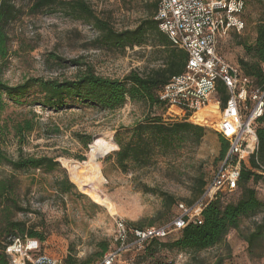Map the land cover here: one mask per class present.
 Listing matches in <instances>:
<instances>
[{
	"label": "rangeland",
	"instance_id": "374dc122",
	"mask_svg": "<svg viewBox=\"0 0 264 264\" xmlns=\"http://www.w3.org/2000/svg\"><path fill=\"white\" fill-rule=\"evenodd\" d=\"M87 1L97 16L121 30L134 28L148 15L152 0ZM12 2L20 11L7 26V51L0 57V80L9 86L30 77L61 80L77 74L78 69L59 65L50 54L63 60L79 58L97 74L118 79L131 71L145 74L162 63L164 54L152 43L123 51L94 47L97 32L89 23L68 17L57 8L31 14L27 0ZM241 17L244 29L230 31L218 47L222 58L236 65L239 59L251 60L242 44L253 43L255 26L264 18V0H246ZM205 109L193 116L202 123L196 125L204 128L199 138L193 131L181 134L167 148L156 145L146 160L128 159L123 170L115 151L118 144L135 142L131 135L135 123L149 113L160 115L167 123L181 121L178 110L166 113L161 107L150 109L145 102L132 100L114 110L69 101L67 106L55 108L44 102L36 87L22 96L2 93L0 148L13 159L19 154L54 157L60 168L52 172L16 171L0 162V180H10L8 195L0 200V242L13 234L10 223L20 222L24 232L35 230L43 236L40 252L61 264L67 257L75 264L86 259L94 264L103 244L108 245V251L120 247L121 228L168 223L180 213L179 203L189 206L198 199L201 182L206 184L220 165L219 136L207 125L208 118H217V105ZM25 121L33 126L32 131L16 136V126ZM84 136L91 139L87 146L81 141ZM97 140L107 141L113 148L98 158L99 173L94 176L79 164L89 158L90 146ZM64 172L75 189L62 194L54 186ZM247 186L264 200V174ZM240 195L239 187L226 195L225 201L233 202ZM263 217L264 209L242 218L237 230H230L220 243L200 251L158 247L153 253L146 252V245L134 244L129 236L113 264H214L219 260L222 264H264V238L251 247L246 242ZM179 235L171 233L162 242H171Z\"/></svg>",
	"mask_w": 264,
	"mask_h": 264
},
{
	"label": "trees",
	"instance_id": "16d2710c",
	"mask_svg": "<svg viewBox=\"0 0 264 264\" xmlns=\"http://www.w3.org/2000/svg\"><path fill=\"white\" fill-rule=\"evenodd\" d=\"M27 1L28 11L31 14L57 8L68 17L89 23L97 32V36L92 42L94 47L99 46L105 49L123 51L126 48H133L134 46L142 47L152 43L154 47H159L162 50L164 57L160 65L149 69L145 74L131 71L121 79H118L97 74L90 64L82 63L79 58L63 60L60 56L50 54V57L58 62L59 65L67 64L78 69L77 74L73 78L61 80L57 78L43 79L30 77L15 86H9L0 80V101L2 93L8 97L22 96L31 88L36 87L44 95V102L55 108L67 106L69 101L101 110H114L123 106L127 100H132L143 101L150 109L161 107L164 111L167 110V105L159 99V91L172 76L184 71L187 54L184 50L174 46L168 37L159 30L157 21L154 19L158 0L150 2V13L142 18L134 28L121 30L114 29L107 19L97 16L87 0ZM244 1L246 4V0ZM19 11V8L12 0H0L1 58L5 56L7 51V26L15 19ZM255 31L256 36L253 43L244 42L242 44L245 54L251 60L239 59L238 66L242 69L244 75L251 79L255 86L262 87L264 85V18L258 21ZM216 94L220 105L223 106L228 95L221 83H218L216 86ZM210 105L216 104L210 102L205 108H208ZM205 108L203 110H206ZM218 113L219 110L217 111V117ZM32 129L33 126L30 122L25 121L23 124L16 126L15 135L23 136L24 132H31ZM203 130L202 126L192 124L184 119L167 123L163 121L160 115L155 113L146 114L142 120L135 123L131 128V135L135 142L133 144H118L119 148L115 151L118 164L125 170V163L128 159L146 160L156 145L167 148L175 142L179 135L190 131H193L196 137L199 138ZM215 133L219 136V157L221 163L228 150V141L219 133ZM256 134L258 139L257 152L255 156L248 158V164H241L235 190L233 192L220 191L214 199L208 201L201 210L200 223L191 220L182 229L170 232L165 237H149L137 245H146V252L151 253L156 251L158 247H166L179 251L204 250L220 243L230 230H237L242 218L251 217L264 209V200H259L254 188L247 186L249 181L257 182L263 178L264 174V111L263 115L256 120ZM81 141L85 146L91 143L90 137L84 136ZM0 162L8 164L16 171L39 169L44 172H52L60 168L59 162L54 157L24 156L19 154L17 158L13 159L1 148ZM207 183L201 182L198 198L202 195ZM9 187V179L0 180V200L8 195ZM54 187L56 191L62 194L69 193L75 189V185L68 179L65 172L63 178L55 182ZM239 187L241 189L240 197L233 202H226L225 196L236 192ZM151 226L153 225L144 228H125L126 242L129 236L134 241V230L142 231ZM8 228H10L13 234H9L3 242H0V264H10L9 257L5 253V247L12 237L31 238L37 240L40 244L44 239L35 230L24 232L23 224L20 222H11ZM178 232L180 235L173 241L162 242L171 233L176 234ZM263 238L264 217L247 235L246 242L251 247L255 241ZM107 249L108 245L106 243L103 244L98 254L99 260L108 252ZM90 263H92V260L86 259L80 264ZM64 264H75V262L71 257H67L64 260ZM214 264H222V261L219 260V262H215Z\"/></svg>",
	"mask_w": 264,
	"mask_h": 264
},
{
	"label": "built area",
	"instance_id": "2783aa9c",
	"mask_svg": "<svg viewBox=\"0 0 264 264\" xmlns=\"http://www.w3.org/2000/svg\"><path fill=\"white\" fill-rule=\"evenodd\" d=\"M244 7V0H158L154 19L159 30L187 54L184 71L169 79L159 91V99L167 105L166 113L178 110L184 120L195 124L202 123L193 119L194 114L215 103L218 117L208 118L207 125L228 141V150L202 195L189 206L179 203L180 213L168 223L134 230V244L149 237H165L191 220L200 223L205 204L220 191L233 192L241 164H247L257 152L256 120L264 111V85L255 86L238 65L227 62L217 51L220 40L230 31L244 29ZM218 83L228 95L223 106L216 94ZM119 237L120 247L106 252L95 264L114 263L126 243L125 228H121ZM40 246L35 239L14 236L5 253L10 264H61L40 252Z\"/></svg>",
	"mask_w": 264,
	"mask_h": 264
},
{
	"label": "bare ground",
	"instance_id": "6f19581e",
	"mask_svg": "<svg viewBox=\"0 0 264 264\" xmlns=\"http://www.w3.org/2000/svg\"><path fill=\"white\" fill-rule=\"evenodd\" d=\"M204 108H201L196 113L203 111ZM112 148L113 146L109 142L104 140H97L94 144L90 146L89 158L79 165L83 169L89 171L94 176L97 175L99 173L98 158L102 155V153L110 151L112 150ZM73 165L77 166L76 164L73 163L70 164V166Z\"/></svg>",
	"mask_w": 264,
	"mask_h": 264
}]
</instances>
